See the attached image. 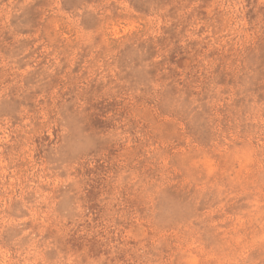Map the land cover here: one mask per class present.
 Returning a JSON list of instances; mask_svg holds the SVG:
<instances>
[{
	"label": "rangeland",
	"instance_id": "rangeland-1",
	"mask_svg": "<svg viewBox=\"0 0 264 264\" xmlns=\"http://www.w3.org/2000/svg\"><path fill=\"white\" fill-rule=\"evenodd\" d=\"M0 264H264V0H0Z\"/></svg>",
	"mask_w": 264,
	"mask_h": 264
}]
</instances>
